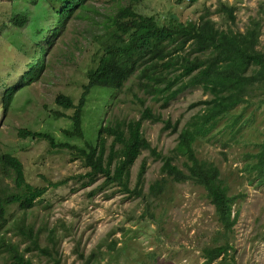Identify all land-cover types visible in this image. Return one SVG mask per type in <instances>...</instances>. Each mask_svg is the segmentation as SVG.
<instances>
[{"label": "rangeland", "instance_id": "1", "mask_svg": "<svg viewBox=\"0 0 264 264\" xmlns=\"http://www.w3.org/2000/svg\"><path fill=\"white\" fill-rule=\"evenodd\" d=\"M220 3L235 8L234 30L243 32L250 18L262 21L260 49L264 51V0H88L86 9L75 13L81 17L70 19L55 39L52 36L59 17L47 0L0 1V158L6 154L17 157L33 186L66 181L50 188L32 209L17 205L8 208L5 221H0V264H9V244L25 247L15 228L23 218L36 228L48 224L65 235L61 264H83L77 247L86 257L91 256L94 264H202V249L211 245L222 230L203 188L169 180L160 198L150 196V185L162 176L161 162L155 161L149 151L142 153L131 171L133 188L142 162H147L143 198L122 193L117 186L101 189L102 177L85 186L83 175L88 169L77 154L61 146L53 148L45 139L21 138L18 132L27 129L48 134L58 144L84 148L87 142L96 143L101 126L138 119L143 109L140 100L165 119L180 120L181 128L199 110H190V104L210 97L202 89L187 90L162 109L144 93L135 77L121 90L94 87L84 106L82 138L65 133L72 127L69 116L74 109L57 106L55 98L62 94L78 103L87 82L86 72L97 65L120 9L131 7L163 22L173 18L185 23L214 12ZM15 16L27 18L24 27L10 23ZM211 18L219 27L229 25L225 17L212 14ZM50 38L53 44L45 56L44 71L37 81L22 88L4 113L3 87L20 80L31 57L39 46L46 47ZM261 95L235 111L242 115L241 120H247L238 134L226 133L233 124L228 118L195 144L199 158L214 163L231 194L239 196L233 207V216L238 212V217L230 234V254L226 260L220 258L212 264H264V183L249 172L250 155L264 142ZM56 112L65 116H56ZM162 128L161 123H143L144 135L152 146L168 154L176 146L178 134ZM11 173L0 163V196L15 190ZM33 260L34 264H53L36 255Z\"/></svg>", "mask_w": 264, "mask_h": 264}, {"label": "trees", "instance_id": "2", "mask_svg": "<svg viewBox=\"0 0 264 264\" xmlns=\"http://www.w3.org/2000/svg\"><path fill=\"white\" fill-rule=\"evenodd\" d=\"M13 2L14 0H0ZM88 0H47L58 14V27L52 39L58 37L66 23L75 17L77 10L86 9ZM235 8L220 3L214 12H207L196 21L181 23L171 18L161 21L143 16L131 7L120 9L113 18L111 37L102 47V54L94 68L87 70V82L77 104L62 94L55 98L57 106L74 109L69 118L72 127L65 130L71 137H83L82 117L90 91L94 87L121 90L127 81L135 77L146 95L165 109L171 101L190 89L200 88L210 97L190 104L189 109L199 108L180 128V120L172 122L151 107L143 106L140 117L134 120H116L101 126L95 144L86 143L84 148L58 144L48 135L30 130H19L21 138L45 139L51 147H64L78 155L88 169L84 176L88 186L99 178L98 186H117L118 190L134 198L144 197L147 162L140 166L134 187L131 188V171L136 160L144 151H149L155 161L161 162V178L149 187V194L155 199L162 196L165 184L170 180L177 183L191 182L204 189L205 196L213 205L215 216L222 230L218 231L211 245L202 249V264H212L218 259L228 258L230 237L236 224L238 212L233 216V207L239 196L232 195L223 180L220 169L212 162L199 158L196 142L211 135L218 129L220 121L232 119L230 133L235 136L247 120L236 114L238 107L250 104L257 95H264V51L260 49L262 21L250 18L243 32L234 30ZM212 14L225 17L228 26L219 27L211 18ZM27 18L15 16L10 23L24 27ZM162 22V23H161ZM31 57L26 72L11 86L3 87L1 108L7 112L22 88L37 81L45 69V56L53 44ZM45 44V45H46ZM18 50V47H16ZM241 115V116H240ZM56 116L64 114L56 112ZM163 124V130L178 134L176 146L168 154L158 152L145 137L143 123ZM249 172L264 183V142L250 155ZM0 163L12 172L15 190L0 196V221H5L10 206L17 205L23 210L32 209L50 188H58L65 180L49 182L47 186L31 185L25 177L21 161L10 154L3 155ZM2 229V227H0ZM16 235L25 244L8 245L9 264H34V255L44 257L53 264H61V241L65 235L56 227L44 224L39 228L23 218L15 224ZM5 239L2 238V243ZM115 244V243H114ZM83 264H94L92 257H86L77 247Z\"/></svg>", "mask_w": 264, "mask_h": 264}]
</instances>
